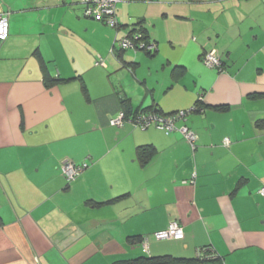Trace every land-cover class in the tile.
Wrapping results in <instances>:
<instances>
[{"label": "crops", "instance_id": "0c3cea01", "mask_svg": "<svg viewBox=\"0 0 264 264\" xmlns=\"http://www.w3.org/2000/svg\"><path fill=\"white\" fill-rule=\"evenodd\" d=\"M0 11V264H264V0H121L117 29L80 0ZM138 27L157 50L112 54ZM213 49L221 71L202 60ZM122 100L131 112L203 105L177 124L196 149L180 131L112 125ZM64 159L89 167L68 182ZM172 221L183 239L152 237ZM202 247L215 258L190 263Z\"/></svg>", "mask_w": 264, "mask_h": 264}, {"label": "built area", "instance_id": "2783aa9c", "mask_svg": "<svg viewBox=\"0 0 264 264\" xmlns=\"http://www.w3.org/2000/svg\"><path fill=\"white\" fill-rule=\"evenodd\" d=\"M121 0H80L83 6V14L86 18L93 19L102 22L112 28L117 29L119 21L117 18V4ZM10 35V23L8 14L0 11V43L6 41ZM117 50L127 51L133 50L135 52L145 51L147 53H154L157 50L155 42L150 41L143 31L136 30L133 33L125 35L121 38H117L115 45L112 49V54L117 55ZM203 62L211 67L223 70V64L220 56L216 50L205 51L202 55ZM105 62L102 58H99L96 62L97 65H103ZM198 110L195 106L190 109H183L171 114H164L158 109L152 110H140L137 113L126 117L124 110H121L119 114L110 120V123L117 127H123L125 123L131 122L140 129H148L154 126L166 134H170L173 131H180L185 139L191 144L192 149H196V142L198 135L187 125L178 126L179 121H185L187 117ZM203 111V109H201ZM200 111V112H201ZM231 141L224 139L223 145L229 146ZM89 167V163L84 161L82 163H75L69 159H64L61 162L62 171L67 178L68 182L74 181L80 174L83 173ZM191 183H195L193 178ZM259 193L264 197V186L260 189ZM184 228L177 221L169 223L168 227L155 232L152 237L156 240H168L175 239L181 240L184 238ZM150 238L145 236L141 239L142 249L145 253L149 252ZM197 257L201 260H208L215 258V255L210 252L208 248H199L197 250Z\"/></svg>", "mask_w": 264, "mask_h": 264}, {"label": "trees", "instance_id": "16d2710c", "mask_svg": "<svg viewBox=\"0 0 264 264\" xmlns=\"http://www.w3.org/2000/svg\"><path fill=\"white\" fill-rule=\"evenodd\" d=\"M136 30H141L144 33V30L141 27L135 28L131 33L135 32ZM54 82H57V80L54 77L49 76V77L46 78V83H54ZM122 103H123V108H124L123 110L126 113V117H129L130 115L140 111L139 110L137 112H131L130 109H129V106H128L129 103L127 101H124V100H122ZM196 106L198 107L197 112H200L201 109H203V111L205 110V107L203 105L198 104ZM152 109H154V108L146 109L145 111L152 110ZM144 151H145L144 152L145 156H147L146 149H144ZM196 261L199 262L200 260L196 259L195 261L190 262V263H195ZM211 261H216V260H211ZM187 262L182 260V259H178L176 257L174 259H171V258H167V257L164 258V257H149V256L147 257V256H143L141 258H137V259H133V260L118 261V262H115V264H186Z\"/></svg>", "mask_w": 264, "mask_h": 264}, {"label": "rangeland", "instance_id": "374dc122", "mask_svg": "<svg viewBox=\"0 0 264 264\" xmlns=\"http://www.w3.org/2000/svg\"><path fill=\"white\" fill-rule=\"evenodd\" d=\"M129 50H127V52H128ZM140 52H144V51H140Z\"/></svg>", "mask_w": 264, "mask_h": 264}]
</instances>
